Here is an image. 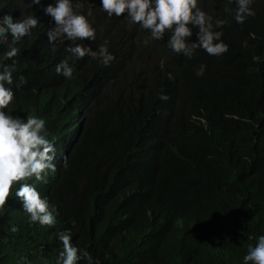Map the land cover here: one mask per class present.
Masks as SVG:
<instances>
[{"label":"trees","instance_id":"16d2710c","mask_svg":"<svg viewBox=\"0 0 264 264\" xmlns=\"http://www.w3.org/2000/svg\"><path fill=\"white\" fill-rule=\"evenodd\" d=\"M51 2L0 0V17L32 11L40 23L17 42L13 79L22 74L26 83L13 107L42 116L57 148L56 172L36 182L57 223L29 225L10 197L0 217V264H17L19 256L55 264L62 250L56 233L65 229L94 264H241L264 232V22L251 16L237 24L223 11L234 8L228 0H201L214 18L227 19L229 49L220 56L198 49L188 59L171 52L166 37L142 45L147 32L123 14L109 18L99 0H80L77 10L90 13L96 39L78 43L94 49L107 40L115 58L104 66L74 59L63 43L52 51L46 31L54 21L43 12ZM255 4L264 8V0ZM67 56L72 79L55 72ZM200 63L206 68L197 76Z\"/></svg>","mask_w":264,"mask_h":264},{"label":"clouds","instance_id":"9594fccd","mask_svg":"<svg viewBox=\"0 0 264 264\" xmlns=\"http://www.w3.org/2000/svg\"><path fill=\"white\" fill-rule=\"evenodd\" d=\"M255 1L228 0V3L234 4V8L224 6L223 11L230 13L237 24H243L251 16L264 22V8L259 10ZM31 3L39 5L41 0H31ZM200 3L201 0H99V8L109 18H119L123 14L128 23L146 31L142 45L148 46L151 41L165 40L166 37V47L188 59L198 49L210 56H220L229 49V44L222 39L228 21L226 18H214ZM82 7L80 0H52L43 6L44 14L54 21L46 31L47 43L52 51L56 50L57 44L63 43L66 45L65 51L74 59L87 56L107 66L115 58L108 49L107 40L94 49L78 43L85 38L91 41L96 39V29L88 19L90 13L77 10ZM38 24V18L32 11L16 19L11 13L0 17V45H7L0 53V217L5 215L9 208L6 201L12 197L17 202L15 206L24 212L29 225L51 228L57 223L56 208L48 196L41 194L36 182H46L48 175L56 172V142L54 138H49L46 120L42 116L31 112L21 116L13 107L15 92L26 83L22 74L15 81L13 79L17 63L15 57L20 52L17 42L31 35ZM194 30L196 38L193 40ZM65 41L71 43L66 44ZM246 44L247 41H242V46ZM67 58L55 64V72L65 79H72L74 66L69 64L70 56ZM260 60L259 55L252 56L253 62ZM158 63L163 68L165 61L161 58ZM205 68L206 65L200 63L195 68V74L203 75ZM167 76L169 80L173 79L171 72ZM159 99L166 101L168 96L161 92ZM61 164L66 166L64 155L61 156ZM204 225L200 223L197 229L200 227L199 232L208 235L209 231ZM8 231L16 233L17 225L10 223ZM72 237L70 229L56 233L62 250L57 254L55 264H80V261L94 264L95 258L91 253L73 243ZM17 264H28L27 257L19 256ZM241 264H264V232L255 236L254 243L247 245Z\"/></svg>","mask_w":264,"mask_h":264},{"label":"bare ground","instance_id":"6f19581e","mask_svg":"<svg viewBox=\"0 0 264 264\" xmlns=\"http://www.w3.org/2000/svg\"><path fill=\"white\" fill-rule=\"evenodd\" d=\"M36 37V36H35ZM34 38V37H33ZM35 46V45H34ZM30 49V48H29Z\"/></svg>","mask_w":264,"mask_h":264}]
</instances>
